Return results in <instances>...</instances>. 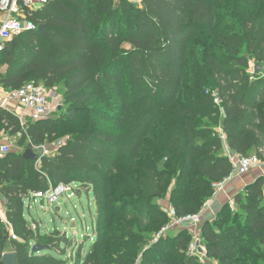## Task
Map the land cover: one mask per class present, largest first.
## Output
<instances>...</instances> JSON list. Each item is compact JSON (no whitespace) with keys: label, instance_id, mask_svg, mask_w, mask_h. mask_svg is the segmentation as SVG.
<instances>
[{"label":"trees","instance_id":"16d2710c","mask_svg":"<svg viewBox=\"0 0 264 264\" xmlns=\"http://www.w3.org/2000/svg\"><path fill=\"white\" fill-rule=\"evenodd\" d=\"M29 19L45 33L5 43L0 87L42 83L63 105L25 126L0 107V131L19 148L0 156V264L7 252L67 263L68 236L26 216L36 192L61 184L96 204L92 247L73 264H206L189 253V228L163 232L162 201L179 217L203 212L232 171L226 147L264 162V0H48ZM233 201L203 220L200 247L218 264H264V175Z\"/></svg>","mask_w":264,"mask_h":264},{"label":"built area","instance_id":"2783aa9c","mask_svg":"<svg viewBox=\"0 0 264 264\" xmlns=\"http://www.w3.org/2000/svg\"><path fill=\"white\" fill-rule=\"evenodd\" d=\"M48 0H0V10L6 14L5 19L0 20V52L4 49L5 43L11 40L13 37L17 36L26 30L38 29L29 15L39 10L47 3ZM140 2L141 0H133ZM0 94L8 100H17L21 103L23 110L19 114L18 118L22 124L25 126L28 120L38 121L53 115L54 110L56 111L63 105V96L59 95L53 89L47 88L42 83L29 82L23 85L21 88L5 90L1 89ZM217 93L214 92L216 96V102L220 103L221 100L217 97ZM62 141H55L50 144H43L35 147L33 150L38 156L43 157L46 155H51L58 151L62 145ZM14 149H19L17 147L16 141L13 143H6L0 145V156L3 157ZM228 156L233 165L230 175L223 181H218L213 184L216 189V193L222 190L226 184L231 181L234 177L245 174L249 172L252 168L256 166H261L263 164L262 159L256 155L242 156L238 155L229 150L226 147ZM74 185L61 184L57 188H51L45 192H36L34 197L47 198L48 201L55 203L58 202L59 197L66 193L70 196L73 192ZM215 193V194H216ZM3 199L0 196V218L6 222L5 211ZM5 202V201H4ZM171 222L168 226L163 228V232L168 231L172 228L186 227L187 225H200L203 223V212L189 214L184 217H179L173 207L166 208ZM189 253L201 254L200 245L196 240L190 244ZM202 260V259H201ZM203 261V260H202Z\"/></svg>","mask_w":264,"mask_h":264},{"label":"rangeland","instance_id":"374dc122","mask_svg":"<svg viewBox=\"0 0 264 264\" xmlns=\"http://www.w3.org/2000/svg\"><path fill=\"white\" fill-rule=\"evenodd\" d=\"M251 66L255 67L251 60ZM61 95L60 90H55ZM57 111V110H56ZM54 110L53 115L56 114ZM73 192L68 196L66 193L59 197L58 202L52 203L47 198L33 197L26 204V216L32 222V225L39 224L42 232L60 230L61 234H66L70 241L69 245L59 249L61 252L66 249L64 259L66 264H73L76 258L77 250L84 246L83 255L87 254L93 244V220L96 216V204L93 193L88 192L86 187H74ZM162 205L167 208L168 200H163ZM193 227L194 240L200 245L199 233L202 225H189ZM187 226V227H189ZM186 228V227H184ZM203 253L204 247H201ZM197 255L206 264H218L215 260H209L205 253Z\"/></svg>","mask_w":264,"mask_h":264},{"label":"crops","instance_id":"0c3cea01","mask_svg":"<svg viewBox=\"0 0 264 264\" xmlns=\"http://www.w3.org/2000/svg\"><path fill=\"white\" fill-rule=\"evenodd\" d=\"M6 14L0 10V20L5 19ZM4 70V69H3ZM2 87H0L1 91ZM0 107L5 108L11 112H13L16 116H19V114L22 112L23 107L20 102L17 100H8L7 98H4L3 95L0 94ZM15 141V138L12 137L7 131L2 130L0 131V145L6 144V143H13ZM228 150V149H226ZM264 175V162L261 166H256L252 168L249 172L234 177L231 181H229L226 186L218 191L212 199H210L204 208L203 211V219H213L217 212L221 209V207L227 203L231 202L233 203L234 197L239 192H243V190L246 188V186L253 182L256 178ZM169 202V201H168ZM4 209H5V202L3 201ZM170 203L168 207H170ZM167 207V208H168ZM189 226V225H187ZM186 228H189L191 232L193 233V227L189 226ZM196 228V226L194 227Z\"/></svg>","mask_w":264,"mask_h":264},{"label":"water","instance_id":"95a60500","mask_svg":"<svg viewBox=\"0 0 264 264\" xmlns=\"http://www.w3.org/2000/svg\"><path fill=\"white\" fill-rule=\"evenodd\" d=\"M38 32L41 34H44V25H40L38 27ZM262 66L260 64H257L255 66V73L260 72ZM24 156L29 159H36L37 158V153L33 149H26L24 152ZM44 248V246L39 245V244H34L32 247L33 252H39ZM200 251L202 252V248L200 247ZM2 261L4 264H17L16 261V254L14 252H7L3 255Z\"/></svg>","mask_w":264,"mask_h":264}]
</instances>
